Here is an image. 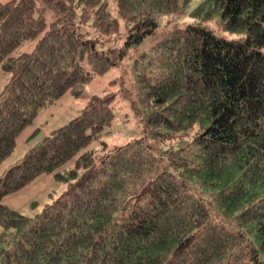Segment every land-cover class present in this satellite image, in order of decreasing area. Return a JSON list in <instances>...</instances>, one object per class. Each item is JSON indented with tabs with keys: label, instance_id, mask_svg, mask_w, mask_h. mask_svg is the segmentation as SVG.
I'll return each instance as SVG.
<instances>
[{
	"label": "trees",
	"instance_id": "1",
	"mask_svg": "<svg viewBox=\"0 0 264 264\" xmlns=\"http://www.w3.org/2000/svg\"><path fill=\"white\" fill-rule=\"evenodd\" d=\"M192 1L0 0V167L133 53L122 99L91 95L0 176V264H264V0ZM124 99L142 135L110 146ZM45 173L65 188L40 212L2 202Z\"/></svg>",
	"mask_w": 264,
	"mask_h": 264
},
{
	"label": "rangeland",
	"instance_id": "2",
	"mask_svg": "<svg viewBox=\"0 0 264 264\" xmlns=\"http://www.w3.org/2000/svg\"><path fill=\"white\" fill-rule=\"evenodd\" d=\"M200 1L201 0H193L189 8H193ZM45 15L48 22L54 18V13L50 10H48ZM190 21L191 18L188 16L165 17L162 20L159 31H166L168 28L183 26ZM211 26L217 28L221 33L218 26L213 23ZM34 45L35 41H29L22 45L19 52L30 51ZM132 60L133 53L129 52L125 60L119 66L112 68L105 75L95 77L80 97L76 98L71 92H67L54 104L41 109L33 123L27 126L18 136L13 154L0 167V176L4 174L8 167L20 161L36 139H40L43 135L66 124L72 119L74 115L84 108L91 95L100 94L107 89L113 90L114 92L118 90L117 94H120L119 98L122 99L121 92L124 95V91L129 88L128 85L124 83L133 81V70L131 68ZM7 79L8 75L0 67V93L2 92ZM122 79H124V83L121 84ZM116 112L117 121L114 123V132L106 140L110 146L114 147L124 145L126 142L142 135L138 118L127 100L124 99V103H120ZM37 128L39 129L37 132V138L27 140L29 135ZM64 188L65 184L57 181L53 174L45 173L41 174L19 191L3 197L2 202L20 213L34 215L40 212L47 202L57 198L64 191ZM1 231L2 227L0 225V232Z\"/></svg>",
	"mask_w": 264,
	"mask_h": 264
}]
</instances>
